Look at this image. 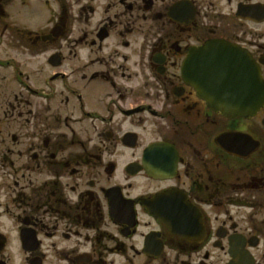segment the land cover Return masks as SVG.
<instances>
[{"label":"flooded vegetation","instance_id":"1","mask_svg":"<svg viewBox=\"0 0 264 264\" xmlns=\"http://www.w3.org/2000/svg\"><path fill=\"white\" fill-rule=\"evenodd\" d=\"M3 83L0 264H264V0H0Z\"/></svg>","mask_w":264,"mask_h":264},{"label":"water","instance_id":"2","mask_svg":"<svg viewBox=\"0 0 264 264\" xmlns=\"http://www.w3.org/2000/svg\"><path fill=\"white\" fill-rule=\"evenodd\" d=\"M254 69V68H253ZM252 70V67H250ZM256 71V70H255ZM238 82L241 84L243 78L238 77ZM234 79V80H237ZM245 79V78H244ZM215 78L208 79V85H215L213 81H216ZM230 85L226 82H223V86ZM249 86H253L258 88L261 86V80L256 74L254 77L249 78ZM205 91L207 98L216 106L221 109L223 114L225 115H247L255 113L259 106L263 103L264 98V90H202ZM250 98L249 103H251V107L246 108L245 106H241L243 103Z\"/></svg>","mask_w":264,"mask_h":264},{"label":"rangeland","instance_id":"3","mask_svg":"<svg viewBox=\"0 0 264 264\" xmlns=\"http://www.w3.org/2000/svg\"><path fill=\"white\" fill-rule=\"evenodd\" d=\"M36 62H38V61H36ZM30 63H33V60H31ZM36 64H37V63H33V65L29 67V69H30V73H32V75H33V74H36V73L34 72V69H35ZM9 74H10V71H9ZM35 76H37V75H35ZM0 87L3 88V89H5V90H7V89L9 90V88H8V84H7V83H3V84H1Z\"/></svg>","mask_w":264,"mask_h":264}]
</instances>
